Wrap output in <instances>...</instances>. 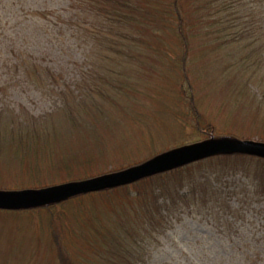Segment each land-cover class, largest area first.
<instances>
[{"label": "rangeland", "instance_id": "374dc122", "mask_svg": "<svg viewBox=\"0 0 264 264\" xmlns=\"http://www.w3.org/2000/svg\"><path fill=\"white\" fill-rule=\"evenodd\" d=\"M236 1L206 0L196 12L183 0V30L166 16L150 25L160 0H0V191L97 180L210 143L264 144V81L247 82L258 68L242 58L258 56L259 31L248 9H217ZM119 31L127 40L110 38ZM263 175L264 154L217 150L116 186L0 208V264H126L124 239L151 218L155 195L176 221L133 264H215L264 251ZM206 178L243 211L221 213L238 227L219 226V213L177 214L188 185Z\"/></svg>", "mask_w": 264, "mask_h": 264}, {"label": "trees", "instance_id": "16d2710c", "mask_svg": "<svg viewBox=\"0 0 264 264\" xmlns=\"http://www.w3.org/2000/svg\"><path fill=\"white\" fill-rule=\"evenodd\" d=\"M96 1L97 0H95V3H94V0H89V1L85 0V2H88V4H91V5L97 4ZM160 1L162 4L160 9H154L153 8V10L156 12V13L152 14L154 17V21L149 22L148 20H144L140 24L146 25L149 22L150 25H152L151 23H154L157 21L155 23V25H161V27H162L163 22H164L163 16H166V18L169 20L178 19L179 21L182 22L179 24V26L182 25L183 30L188 29L189 25L191 24L190 23L191 20L190 21L188 20L189 17L187 16L186 10L183 7V0H160ZM184 1H185L184 2L185 4L188 3V5H191L192 7H194L196 12H199L200 10L202 11L207 5L206 0H184ZM228 1H230V0H228ZM194 3H197V5H198L197 8L195 7ZM236 3H237V1L233 2L231 4H228V6H225L224 4L221 3L218 5L217 9L219 11V10H224L225 8L229 7L231 10L232 7H235L237 13H238V11H240L242 13L245 12L246 14H247V9H248V12H249L248 21L249 22L251 21L252 27H254V26L257 27L256 30L254 31V34L256 35L257 30L259 31V34H260L254 40L253 43H255V41H258L260 43L258 45V48H260L261 51L258 52V56L256 58L254 55L252 62L244 56L242 58H243L244 62H248V64H250V66L247 65L248 67H252L254 64V60H255V63H256L255 68H258V69H256V73H253V71H251L250 73L252 74L251 75L252 78H256V76H257V79L253 82L251 80H248L247 82L251 85L257 84V86L259 87V84L262 81H264V70H262V74H259V72H258V70L260 68L264 69V54H263L264 53V2L262 4L260 3L258 5H253V6H244L243 5L240 8H239L240 4L238 3V7H237ZM258 3H259V1H258ZM91 5H86L85 7H83V10H86V9H88L89 11L90 10H92V11L96 10V12L100 15L102 11L99 10V7H92ZM97 5H101V4L98 3ZM230 5H232V6H230ZM70 6H69V8H70ZM87 6H89V8H87ZM148 7H149V4L147 5V9H148ZM74 9H75V7H74ZM110 9H112V8L108 7V11ZM137 9H138L137 11L140 12V8H137ZM151 10H152V8L148 9L147 11L150 13ZM157 10H158L159 15L157 13ZM144 11H146V9H144L143 12ZM112 12H113V10H112ZM192 14H195V13L192 12ZM117 15H118L117 16L118 18L123 17L124 13L121 12L120 10H118ZM125 15H126V18L129 17L130 21L135 20L138 17V15L134 13V11L128 12L126 10ZM160 16H162V17H160ZM197 17L200 19L201 15L198 14ZM113 20L117 21V19H114V18H113ZM101 21H102V24L108 23L114 29L116 28V24H114V22L111 23V21H110V23H109V22H105V20H102V19H101ZM214 23H215V21H214ZM172 25H173V23H172ZM106 26H107V24H106ZM108 33L113 34L111 32V30H108ZM120 33L121 32L119 31L116 35H113L110 38H114L115 40H119L121 38ZM160 35L163 36V34H160ZM160 37H159L158 41H160ZM123 38H125V36ZM123 38H121V40H127V39H123ZM179 38H180L179 42L181 41V43H182L183 42L181 40L182 36L179 35ZM186 41H188V40H186ZM157 53H162V51H157ZM260 65H261V67H260ZM231 138L235 139V140H242L240 138H237V136H232ZM190 184L191 185L190 186L188 185V188L186 189V193L184 192L185 195L182 196L181 198H179V199H181L180 203H181L182 208L178 209L177 214H179L180 211L183 213L187 212L188 214H191L194 212H204L205 215H212L213 213L214 214L219 213L220 216H218V218H217V220L220 219L219 220V223H220L219 226H221V227L225 226V227H227V230H228V227H231V229L238 227V225L234 224V223L231 225H228L229 219L222 217L223 214L221 215V213H223V210H225L224 211L225 213L233 212L234 210H236L237 214H239V213L243 214V211L240 212V210L238 211L237 208L231 207L230 206L231 202L229 201L228 196H227L226 200L223 198L219 199V196L216 194L217 189H216V186H214L215 185L214 179L206 178V179L200 180L198 182L194 180ZM162 187H164V185H162ZM169 189L170 188H167V189L163 188V189H161V191L164 193V195H167L170 192ZM177 195L179 196V194H177ZM139 197H141L143 199V197L141 195H139ZM170 197L172 198V195H170ZM203 198H204V202L202 203V205H199L197 203V201L200 200V202H201V200ZM145 200H147V199H145ZM177 202H179V201H177ZM230 207H231V209H230ZM147 210H148V212H150L151 218L148 219L147 221H145L139 230H136L135 232H132L130 234L129 241L124 239L125 244L122 245L123 246L122 249H123V251H129V256H131V260L128 258L125 260V258H124V261L126 262V264H133V261L136 258L137 254L139 253V251H142V250L144 251V248H146L145 247L146 244L151 245V244L155 243L156 240L158 239V237L162 234V232H165L168 228L171 227L168 224L176 221L175 216L172 217L173 212L169 213L167 215V217L165 218V216L162 213L164 211L168 210V206L166 204H163L160 201H158V197L156 195L154 196L153 204H151V203L148 204ZM230 215L232 217L234 216L232 214H230ZM225 216H227V215H225ZM156 221H158V222L155 223V225H154V227H152V229H150L151 226ZM146 225H149L150 227H148ZM250 243H252V242L250 241ZM215 264H264V251H235L233 254H230L227 257L218 256V259H216Z\"/></svg>", "mask_w": 264, "mask_h": 264}, {"label": "water", "instance_id": "95a60500", "mask_svg": "<svg viewBox=\"0 0 264 264\" xmlns=\"http://www.w3.org/2000/svg\"><path fill=\"white\" fill-rule=\"evenodd\" d=\"M210 144L211 146L209 149H207V146H204L203 148H201V146L189 152H182L179 154L175 153L173 155L170 154L159 161L147 163L131 170L107 175L97 180L70 183L62 186H53L39 190L24 189L19 191H0V208H18L40 205L51 200L76 195L80 192H83L84 190L87 191L96 187L101 188L106 185L116 186L133 181L143 175L199 158L200 156H204L209 152H215L217 150L232 152H256L264 154V144L249 140L235 141L234 143Z\"/></svg>", "mask_w": 264, "mask_h": 264}]
</instances>
